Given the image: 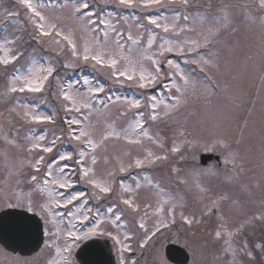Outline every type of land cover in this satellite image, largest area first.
I'll use <instances>...</instances> for the list:
<instances>
[{"label": "snow or ice", "instance_id": "6c2138e0", "mask_svg": "<svg viewBox=\"0 0 264 264\" xmlns=\"http://www.w3.org/2000/svg\"><path fill=\"white\" fill-rule=\"evenodd\" d=\"M242 31L256 37L259 63L249 54L243 65L258 74L261 118L257 126L253 101L235 138L229 128L247 95L241 76L220 78L231 65L224 53L234 55ZM33 44L52 55L38 57L36 47L26 55ZM82 65L139 95L59 74ZM0 78L8 114L0 118L12 126L0 125V211L32 214L5 211L0 228L38 240L42 227L45 264H77L76 250L87 255V242L101 238L112 241L117 264H139L137 252L168 264L157 247L167 240L189 251L190 264H264V0H14L0 11ZM222 94L230 111L209 134L179 119ZM65 143L73 150L63 151ZM117 143L124 149L109 154ZM201 153L215 163L202 166Z\"/></svg>", "mask_w": 264, "mask_h": 264}, {"label": "rangeland", "instance_id": "374dc122", "mask_svg": "<svg viewBox=\"0 0 264 264\" xmlns=\"http://www.w3.org/2000/svg\"><path fill=\"white\" fill-rule=\"evenodd\" d=\"M197 2L203 3L204 0H197ZM13 4H14V0H0V11H2L4 8H11ZM162 11L167 15L172 14L168 10H162ZM130 13H131V10L125 11V14H130ZM153 14H156V13L153 12ZM156 31H159V30H156ZM25 38H27L26 34H25ZM232 39L233 38H229V42H232ZM235 40L239 41V47L236 48L234 55L228 56L227 52L224 53L225 58L231 61V65L228 67L227 71L220 79H221V83H223L225 80L231 83V76L239 75L242 77L240 84H241V88L244 90V92L247 95V102L245 104V107L238 114V121L236 123H232L229 128V131L232 133V135L235 138H238L239 137L238 124L242 123L243 120L247 118L248 108L252 106L253 101L255 102V111L253 113L252 119L255 120L257 122V126H259V121L261 118V111H260L261 102L259 99L260 81L258 79V74L253 73L250 69L246 71L243 65L245 56L249 54L254 56L257 64L259 63V56L257 54L258 48L255 47L256 37L254 35H250L246 37L245 33L242 31L237 37H235ZM33 47H36V46L34 44L32 46H26L25 54L27 55L28 53L32 52ZM36 55L38 57H41V56L47 57V56L52 55V53H50L45 48L36 47ZM169 58L176 59L183 66V62L181 58L175 57V56H170ZM19 63H24L23 58H21ZM221 63L223 64V61ZM11 70H12V66H9V71ZM59 74L65 81L75 80L79 78L80 75H87L90 78H92L94 82L104 83L107 86L106 90H110V93L114 92L115 94L129 95V96L133 94L139 95L138 90L134 88H129L127 85L125 86L113 85L111 81L107 80V78L104 76V74L101 71L94 70L89 65H82L81 68H77L75 70L61 68L59 70ZM4 87H5V80L3 78H0V91H3ZM49 99H50V103H54L53 101H51V98ZM40 110L50 111V108L47 106L41 105ZM229 111H230V106H229L228 100L222 94L221 96H218V97H212L210 104H205L203 101H201L200 103H197L194 106H190L188 109L182 112L179 119L181 120L182 123L186 120L187 127L190 130L195 131L197 134L207 135L214 130L217 122H223L226 119V115L229 113ZM0 113H3L5 117L8 115L6 112V104L4 100L2 99H0ZM0 125L6 126V129L8 127H12L8 125V121L3 118H0ZM24 127H27V126H22V122H19V121L15 122V125H14L15 129H20L21 132H23ZM159 127L163 129L165 133L170 134V128L166 126L165 124H161L159 125ZM252 142L255 143V138L253 139ZM2 146H3L2 142H0V147ZM123 149H124V145L122 143H117L115 146H112L110 144L109 154L119 153ZM62 150L72 151L73 146L71 144L65 143L62 146ZM113 163L115 162L113 161ZM212 163H215V160L209 161V163L207 162V164L202 165V166H207ZM104 167L105 166L103 165V162L101 161L99 164V168L103 169ZM139 171L140 170L134 169L132 170V174H136ZM147 171L149 172V174L153 175L154 177L156 178L159 177L158 179H161L162 177H164L163 169H148ZM163 181H165V183ZM162 183L173 192L178 190L175 184H169L167 179H162ZM212 183L218 186L217 190H227L228 186L222 185L220 180H213ZM76 190L85 191V192L88 191V189L83 185H77ZM258 195L259 194H257V196ZM146 198H150V197H148L147 194L142 193V199H146ZM95 203H96L95 201H89L88 206L94 207ZM254 207H255L254 205H249V208H254ZM103 210L104 209L102 208L101 211ZM257 231H259V229ZM201 235H203V233H201ZM179 244L182 245L181 243ZM42 249H44L43 242L41 243L40 247L37 250L33 251L30 254L24 255V254H19V253H12L11 255H9V258H7L8 255L5 256L6 251H4L2 247L0 246V251L3 252L2 255H0V259L3 260L2 262L3 264H10L8 261L12 262V260L15 258L36 260L39 262V264H45L48 258V253L46 249H44V251H41ZM112 249L115 254V259H116V264H117L116 250L113 246H112ZM190 262H191V255H190V259L188 260L186 264H190ZM168 264H172V263L168 261Z\"/></svg>", "mask_w": 264, "mask_h": 264}, {"label": "water", "instance_id": "95a60500", "mask_svg": "<svg viewBox=\"0 0 264 264\" xmlns=\"http://www.w3.org/2000/svg\"><path fill=\"white\" fill-rule=\"evenodd\" d=\"M201 163H205L213 156L207 153H201ZM215 157V156H214ZM216 158V157H215ZM5 211L22 213L23 215L31 216V213L23 212L22 209H12L0 211V222L8 221L5 216ZM36 219H39L36 217ZM42 240V227L39 239L37 240L32 235L19 236L11 227L5 226L0 228V242L7 248L18 251L20 253H30L37 249ZM87 244L92 245L88 250V254L84 255L79 249L76 250V259L80 264H115L114 256L111 252L108 240L98 239L95 241H88ZM83 247V246H82ZM166 256L174 262L185 263L188 260V254L181 246L176 244H169L165 248Z\"/></svg>", "mask_w": 264, "mask_h": 264}, {"label": "flooded vegetation", "instance_id": "af4514ba", "mask_svg": "<svg viewBox=\"0 0 264 264\" xmlns=\"http://www.w3.org/2000/svg\"><path fill=\"white\" fill-rule=\"evenodd\" d=\"M159 178V177H158ZM164 242V243H163ZM168 242H172L171 240H168V241H162V243H163V247H160V246H157L158 247V251H159V253L160 254H162V256L165 258V255H164V247H165V244L166 243H168ZM0 246L2 247V249L4 250V251H6V255L5 256H7V258H9V255H11V252L10 251H8V250H5L4 248H3V246L0 244ZM2 251H0V255H2ZM134 256L139 260V264H144V261H145V259L147 258V260H148V264H151V262H152V260L155 258V254L154 253H144V255L143 256H141L140 255V253L139 252H137V253H135L134 254ZM3 262V260L2 259H0V264H3L2 263ZM10 264H12V262L11 261H8ZM171 263V262H170ZM173 264V263H172Z\"/></svg>", "mask_w": 264, "mask_h": 264}]
</instances>
